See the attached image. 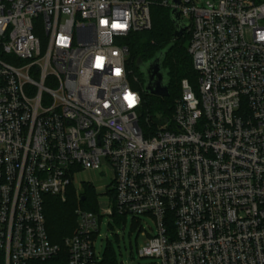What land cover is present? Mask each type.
<instances>
[{
    "label": "built area",
    "instance_id": "1",
    "mask_svg": "<svg viewBox=\"0 0 264 264\" xmlns=\"http://www.w3.org/2000/svg\"><path fill=\"white\" fill-rule=\"evenodd\" d=\"M155 1L190 22L197 80L154 123L125 38L150 29ZM261 34L264 0H0V264H98L113 214L154 219L137 249L155 264H264ZM71 185L93 187L97 209H74L61 256L44 195Z\"/></svg>",
    "mask_w": 264,
    "mask_h": 264
},
{
    "label": "trees",
    "instance_id": "2",
    "mask_svg": "<svg viewBox=\"0 0 264 264\" xmlns=\"http://www.w3.org/2000/svg\"><path fill=\"white\" fill-rule=\"evenodd\" d=\"M170 9L160 5L157 1L150 4L151 27L148 30L130 33L125 38L128 48L126 68L129 74L138 76V88L142 94V112L155 122H163L164 118L171 114L174 99L180 95V88L173 84V79L181 80L196 74L192 66V60L187 52V45L190 40V25L179 38L174 37V24L170 17ZM189 22V21H188ZM190 24V22H189ZM168 48L163 68L167 71L169 78L168 96L159 98L144 91L143 73L136 65L138 60L148 61L157 52ZM195 72V73H194ZM190 79V78H189ZM188 79V80H189ZM190 81V80H189ZM137 87V86H136ZM74 193V192H73ZM60 201L58 197L44 195L45 228L49 241L57 244L61 250V256L65 254L63 245L64 238L71 235L76 228V215L74 209L80 206L82 209L96 211V195L93 187L84 185L79 196ZM84 197V200H81ZM126 216L113 214L112 218L118 225ZM98 264H118L115 254L107 251L101 256Z\"/></svg>",
    "mask_w": 264,
    "mask_h": 264
},
{
    "label": "rangeland",
    "instance_id": "3",
    "mask_svg": "<svg viewBox=\"0 0 264 264\" xmlns=\"http://www.w3.org/2000/svg\"><path fill=\"white\" fill-rule=\"evenodd\" d=\"M193 1L196 6L203 7L207 2L217 3L219 0ZM37 34L41 39L44 38L43 33L40 32ZM189 78L188 79L190 80L191 84L195 85L197 80V74H194ZM129 79L131 80L132 84L135 87L137 86L138 88L139 82L136 81V79L139 80L138 76L129 74ZM180 81L174 78L173 84L175 86L177 85L178 88H180ZM138 89L140 90V88ZM85 177L92 180L97 186H101L105 183L104 180L98 179L92 172L85 174ZM73 192L74 188L71 185L68 187V198L73 197L72 194H74L75 196H79L80 194V192ZM60 201L62 202L63 200L60 199ZM77 207L80 208V206ZM155 228V221L150 215L133 216L131 214H128L120 223V225H118L112 217L110 218L108 216H104L100 225V234L94 241V249L96 255L102 256L107 250L114 252L118 264L158 263L157 259L150 257H140L137 249L146 240V238L141 235V232L144 231L147 232L148 235H152V233L155 232Z\"/></svg>",
    "mask_w": 264,
    "mask_h": 264
},
{
    "label": "water",
    "instance_id": "4",
    "mask_svg": "<svg viewBox=\"0 0 264 264\" xmlns=\"http://www.w3.org/2000/svg\"><path fill=\"white\" fill-rule=\"evenodd\" d=\"M171 5L180 4V0H168ZM170 17L174 24V37L179 38L190 25L188 21L180 18V10L173 6L170 9ZM169 47L157 52L153 58L148 61L138 60L136 65L143 73L144 91L157 97H167L169 78L167 71L163 68V60ZM142 66V68H141ZM84 200V197H81Z\"/></svg>",
    "mask_w": 264,
    "mask_h": 264
},
{
    "label": "clouds",
    "instance_id": "5",
    "mask_svg": "<svg viewBox=\"0 0 264 264\" xmlns=\"http://www.w3.org/2000/svg\"><path fill=\"white\" fill-rule=\"evenodd\" d=\"M260 39H264V34L260 35ZM59 43L64 45L66 44V40L64 37H61L59 40ZM125 99L128 101L129 105L131 106L133 103L131 102V97L130 96H126Z\"/></svg>",
    "mask_w": 264,
    "mask_h": 264
},
{
    "label": "snow or ice",
    "instance_id": "6",
    "mask_svg": "<svg viewBox=\"0 0 264 264\" xmlns=\"http://www.w3.org/2000/svg\"><path fill=\"white\" fill-rule=\"evenodd\" d=\"M113 27H124V26H123V25H115V24H114ZM101 63H102L101 58H98L97 66L99 67ZM130 97H131V102L134 104V103H135V98L132 97V96H130Z\"/></svg>",
    "mask_w": 264,
    "mask_h": 264
}]
</instances>
